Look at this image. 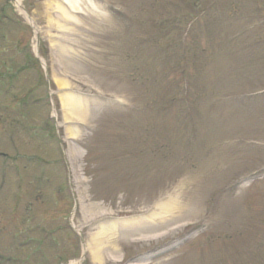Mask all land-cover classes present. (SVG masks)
<instances>
[{
	"label": "rangeland",
	"instance_id": "rangeland-1",
	"mask_svg": "<svg viewBox=\"0 0 264 264\" xmlns=\"http://www.w3.org/2000/svg\"><path fill=\"white\" fill-rule=\"evenodd\" d=\"M16 1L0 0V264H92L82 244L110 221L121 247L102 264H264V36L248 1L157 47L145 24L205 1ZM203 28L240 38L207 61ZM63 100L81 118L65 121ZM139 217L144 231L121 233Z\"/></svg>",
	"mask_w": 264,
	"mask_h": 264
},
{
	"label": "trees",
	"instance_id": "trees-1",
	"mask_svg": "<svg viewBox=\"0 0 264 264\" xmlns=\"http://www.w3.org/2000/svg\"><path fill=\"white\" fill-rule=\"evenodd\" d=\"M175 1L178 2V0H173V3H175ZM203 1H205V4L203 6L199 5L200 6L199 10H193L192 15L184 16V17H187V20H185L186 23H184V20H183L184 17L183 19L173 18V20L170 21V29L171 28L172 29L168 30V32L164 35L162 31L164 29L165 23H162V22L154 23V21H151L150 23L145 24L146 29H151L150 31L146 30L148 33L144 32L145 37L150 39L154 45H160L163 43L164 37L171 36V34L176 35L177 32H179V35L181 36V39H182V36H183V33L181 32L182 25L184 29L188 25L187 22H191V20H193L194 17L196 20L195 24H198V23L204 24L206 23L207 19H209V25L213 26L214 24L211 23V20L212 21L214 20L215 22H220V21H223L225 18L233 19L234 17L239 15V12H240L239 8L238 9L235 8L234 4L230 2V0H227V2H225L224 0L222 1L221 0H196V3H200ZM255 12L257 14L261 12L260 5L255 7ZM166 27H169V26L166 25ZM262 28H264V26ZM201 30L202 31H199L197 33V37L195 38L196 46H193V48H195L196 50H199L201 55H204L206 60L210 61V53L212 54L213 52H215L218 48L217 45H219V43L221 42H224L227 36H226V33L216 35L215 33H213L215 28H208L206 30H204L203 28ZM190 35H191L190 33H186L185 37L188 39ZM187 39L183 40V42H185ZM183 46L184 44H181V50ZM175 51H179V50L175 49ZM195 55H196L195 53L192 54L193 60H196ZM169 63L170 64L173 63L174 65L176 64L175 65L176 67H174L171 70V73L169 74V76L177 75V78L174 80V82H178V78H179V81L183 80L184 75L181 73H178L179 72L178 68H181L180 66L183 63L187 64L186 58L185 60H182L176 57L175 59L170 60ZM188 82L189 80L186 79L185 85L188 86Z\"/></svg>",
	"mask_w": 264,
	"mask_h": 264
},
{
	"label": "bare ground",
	"instance_id": "bare-ground-1",
	"mask_svg": "<svg viewBox=\"0 0 264 264\" xmlns=\"http://www.w3.org/2000/svg\"><path fill=\"white\" fill-rule=\"evenodd\" d=\"M22 0H17V5ZM60 30H63L61 26H59ZM38 31L35 30L34 35L37 41L39 40L37 38L38 36ZM38 45V42H37ZM59 84L62 87H66V83L63 81H60ZM65 101L63 100V103ZM63 110L65 114V121H72L73 118H81L82 113L77 105V103H73L70 100H67L65 104H63ZM75 166H77L75 164ZM78 172V170H76ZM81 185V184H79ZM80 200V199H79ZM157 211L153 213L151 218L149 219L150 222L155 221L159 216L163 215V211L166 210V206L160 205L157 207ZM109 215V214H108ZM148 218V217H147ZM160 218V217H159ZM146 217H139L138 219H130L129 220H123L121 223H123L122 227H130L132 230L128 231L125 230L126 233L121 232L125 234V236H130L133 237L135 235V232L137 231H144L145 225L149 223L143 221L145 220ZM108 220V218H107ZM118 223L117 222H111L107 223V225H102L98 227V230L90 237V239L83 244L82 246V254L87 253L90 257V261L92 264H102L103 262L106 261L105 257L108 254L114 258L115 254L118 253L119 248L121 247V243L118 240ZM152 224V223H150ZM156 227V226H155ZM125 229V228H124ZM110 259V257H108ZM115 259V258H114ZM68 264H80V261H71Z\"/></svg>",
	"mask_w": 264,
	"mask_h": 264
}]
</instances>
